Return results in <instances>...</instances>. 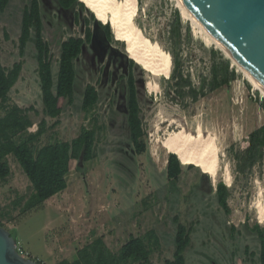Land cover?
I'll list each match as a JSON object with an SVG mask.
<instances>
[{
    "label": "rangeland",
    "instance_id": "1",
    "mask_svg": "<svg viewBox=\"0 0 264 264\" xmlns=\"http://www.w3.org/2000/svg\"><path fill=\"white\" fill-rule=\"evenodd\" d=\"M26 1L10 0L8 8L0 14V61L6 69L16 62L22 63L20 76L8 99L9 105L21 109L33 107L37 113H28L32 122L27 130L30 134L36 131L41 119L44 118L49 127L55 121L42 115L32 44H28L22 57L18 55L20 16ZM39 2L43 37L52 54L55 76L60 42L70 36L82 37V20L88 19V15L82 12L79 21L74 23L73 16L60 11L53 0ZM172 6L179 10L175 0H142L134 17L142 33L160 47ZM181 20L189 26L192 40L182 47V70L190 73L194 85H198V77L207 74L210 51L229 61V67L238 77L229 86L195 103L182 102L168 89L167 79L153 76L137 64L131 72L144 131L141 143L145 149L136 155L127 140L125 96L119 87L121 80H126L127 66L118 65L114 57L105 53L109 47L106 42L104 47H97V51L89 50L94 54L93 59L80 57L77 88L81 91L86 85L94 86L99 95L97 106L85 115L79 109L80 95L75 94L73 107L63 106L58 124L47 130L39 145L54 140L68 142L81 128H90L91 119L95 118L96 125L101 127L96 136V157L82 164L79 171L72 167L65 178V190L48 199L42 209L23 216L12 209V201L16 197H27L31 189L11 156L7 158L9 177L0 183V224L14 233L16 248L25 259L40 264L72 261L75 250L96 236L102 237L115 253L128 236H142L152 230L159 239V247L153 249L149 264H162L172 258L175 226L171 220L177 216L181 223L192 228L190 245L184 253L185 264H258L259 245L256 234L250 229L255 223L264 229V217L260 218L258 210L261 206L264 211V165L261 179L256 170L245 183L242 178L234 177L233 162L227 152L231 146L234 149L245 147L248 133L264 122L259 105L264 99L213 41H208L198 27L193 28L189 19L181 17ZM88 26L94 37L101 40L102 34L93 23ZM113 39L116 38L113 36ZM116 40L124 43L122 39ZM124 44L121 47L113 43L111 49L118 56L122 55L126 53ZM101 54L102 59L98 61ZM150 77L159 86L158 92L146 89L145 83ZM197 128L204 136H212L217 147V173L214 178L208 175L211 185L223 182L226 170L231 176V185L227 186L230 192L228 213L218 207L198 166L182 165V174L174 185L166 179L169 153L163 148L162 140L181 130L194 137Z\"/></svg>",
    "mask_w": 264,
    "mask_h": 264
},
{
    "label": "trees",
    "instance_id": "2",
    "mask_svg": "<svg viewBox=\"0 0 264 264\" xmlns=\"http://www.w3.org/2000/svg\"><path fill=\"white\" fill-rule=\"evenodd\" d=\"M53 1L60 11L73 16L74 23L79 21L82 12L88 15V19L82 20L84 25L82 37L70 36L60 42L56 61L57 70L54 76L52 54L43 37L44 27L40 2L39 0H27L22 7L17 39L18 55L22 57L28 44H32L37 64L36 73L42 115L55 121L50 127L43 118L37 124L36 131L27 134V130L32 126L28 113H37L33 107L21 109L16 105H9L8 99L11 89L20 76L22 63L16 62L11 68L6 69L0 61V183L5 182L9 177L7 158L11 156L28 180L31 189L27 197H16L12 201V209L18 210L21 216L42 209L48 199L65 190V176L72 167L79 171L82 169V164L96 157V136L101 127L96 125L95 118L91 119L90 128H81L79 134L68 142L54 140L39 145V141L48 129H53L58 124L57 119L62 114L63 106L73 107L76 100L75 94L80 95L79 109L85 115H89L97 106L99 95L94 86L86 85L81 91L77 88V65L80 63V57L93 59L94 54L89 50L100 48L101 45L104 47V42L109 45L105 53L114 57L118 65L127 66L126 80L122 79L119 84L121 94L125 96L124 115L127 140L132 145L134 154L139 155L145 149L141 143L144 131L135 81L131 72L132 68L138 67L137 63L127 58L126 53H122L119 57L116 51L111 49L113 43L121 47L124 43L114 40L109 24H102L96 20L83 2L79 0ZM9 3L10 0H0V14L5 12ZM137 5L140 10L142 0H137ZM90 22L101 32V40L94 37L93 31L88 26ZM163 34L164 43L161 44V48L170 55L172 61L171 74L165 82L176 99L195 103L200 98L229 86L238 77L235 70L229 67V61H224L218 53L210 51L207 74L198 77V85H194L190 73L183 72L180 59L182 47L188 46L192 41L190 28L182 22L179 10L173 6ZM97 58H99L98 61L101 60L102 54ZM259 105L264 113V102L260 101ZM227 154L233 162L235 178L240 177L247 183L257 170L258 178L261 179L264 165V122L248 133L245 147L234 149L231 146ZM182 165L175 154H168L165 174L171 185H174L182 174ZM187 168L195 167L188 164ZM201 178L208 183L209 190L213 191L218 207L224 213H228L227 200L230 192L227 186L222 181H218L214 186L211 185L208 175L204 173H201ZM171 221L175 226L172 240L174 251L172 258L165 260L162 264H185L184 253L190 245L192 228L181 223L177 216H174ZM0 226L3 227L1 224ZM250 230L256 234L259 245L258 264H264V229L255 223ZM8 232L11 237L15 238L13 232ZM158 247L159 239L152 230L142 236H128L115 253L106 246L102 237L96 236L75 250L72 261L62 260L55 264H149L153 249ZM250 255L253 256V254Z\"/></svg>",
    "mask_w": 264,
    "mask_h": 264
},
{
    "label": "bare ground",
    "instance_id": "3",
    "mask_svg": "<svg viewBox=\"0 0 264 264\" xmlns=\"http://www.w3.org/2000/svg\"><path fill=\"white\" fill-rule=\"evenodd\" d=\"M80 1L85 4L87 9L98 20L110 24L112 35L116 39H122L124 41L125 50L130 59L134 60L135 63L145 69L149 74L169 79L172 68L170 55L158 43L152 42L146 37L134 23V17L138 8L137 0ZM175 1L177 2L182 17L189 19L192 22L193 28L198 27L207 36L206 39L208 41H213L218 46L213 37L196 21L187 9L179 1ZM236 66L245 75L248 82L261 93L264 99V89L247 71L238 65ZM145 87L152 92L159 91V86L151 77L146 81ZM162 141L163 148L168 153L175 154L183 165L192 164L198 166L205 174L212 178L215 177L218 167V153L212 136H204L200 129L197 128L194 137L185 133L184 130H181L170 134ZM224 176V184L226 186L231 185V176L227 170ZM258 210L260 218L262 219L264 217L263 207L259 206Z\"/></svg>",
    "mask_w": 264,
    "mask_h": 264
},
{
    "label": "water",
    "instance_id": "4",
    "mask_svg": "<svg viewBox=\"0 0 264 264\" xmlns=\"http://www.w3.org/2000/svg\"><path fill=\"white\" fill-rule=\"evenodd\" d=\"M177 1L213 37L227 58L264 89V0ZM15 246L14 238L0 226V264H39L22 258Z\"/></svg>",
    "mask_w": 264,
    "mask_h": 264
},
{
    "label": "built area",
    "instance_id": "5",
    "mask_svg": "<svg viewBox=\"0 0 264 264\" xmlns=\"http://www.w3.org/2000/svg\"><path fill=\"white\" fill-rule=\"evenodd\" d=\"M15 249H16V252L22 257V258H24L22 255H21V253L17 250V248H16V246H15ZM25 259V258H24ZM27 259H29V258H27ZM31 260V259H30Z\"/></svg>",
    "mask_w": 264,
    "mask_h": 264
},
{
    "label": "crops",
    "instance_id": "6",
    "mask_svg": "<svg viewBox=\"0 0 264 264\" xmlns=\"http://www.w3.org/2000/svg\"><path fill=\"white\" fill-rule=\"evenodd\" d=\"M202 172H203V171H202ZM68 174L70 175V172H68V173L66 174V176H67ZM66 176H65V178H66ZM65 182H66V181H65Z\"/></svg>",
    "mask_w": 264,
    "mask_h": 264
}]
</instances>
